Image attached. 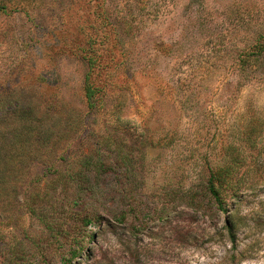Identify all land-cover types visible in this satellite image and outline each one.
<instances>
[{"label":"rangeland","instance_id":"374dc122","mask_svg":"<svg viewBox=\"0 0 264 264\" xmlns=\"http://www.w3.org/2000/svg\"><path fill=\"white\" fill-rule=\"evenodd\" d=\"M256 33L264 42V0H0V101L53 98V133L57 114L74 119L0 184V264H264V63L249 77L243 55ZM245 122L256 136L229 238L223 214L185 197ZM83 155L100 167L81 168ZM59 172L76 198L55 189L48 229L24 200Z\"/></svg>","mask_w":264,"mask_h":264},{"label":"trees","instance_id":"16d2710c","mask_svg":"<svg viewBox=\"0 0 264 264\" xmlns=\"http://www.w3.org/2000/svg\"><path fill=\"white\" fill-rule=\"evenodd\" d=\"M262 35V33H256V39L248 45L243 53L245 57L244 63L246 65L245 74L249 77L253 75L258 66L264 63V42L260 40ZM82 89L85 106L90 107L93 102V95L91 92L92 89L87 81L86 73L83 77ZM40 105H42V108L33 110L26 99H19L17 97L0 101L1 188L4 185L13 187L14 184H17L16 182L23 175L24 165L32 159V156H35V154H45L55 142L69 137V130H71V124L74 120L71 118L72 116L63 114V117H60L57 114L56 118L59 120L62 118L63 125L66 128L63 131H58V133H53L48 122L54 118L56 113L61 112L55 109L58 104L56 100L49 98L44 100ZM78 120H82L81 117H78ZM232 135L233 137L230 140L219 141L220 144L217 149L214 164L208 167L207 175L200 182L197 191H193V193L185 197L186 206L200 208L206 204V208L216 218H219L220 214H223L222 228L228 234L229 238H232L233 225L231 214L228 211V203L238 199L246 189L245 184L247 179L243 173L245 163L243 149L246 145L253 147V141L256 136L255 127L253 125L248 126L247 122H245L237 131L234 129ZM90 158V155L79 156L80 167L83 169H90L91 166L99 168L100 164L91 163ZM61 159V170L62 172H67L70 168L69 156H62ZM254 166L255 170H258L261 162H256ZM241 167H243V170L237 175ZM32 178H30V182L33 181ZM69 179L71 177H65L63 173L59 172V175L48 178V189L46 188L41 193L38 191H29L25 197L26 209L31 214H35L48 229H50V225L46 222L48 220V214L54 213L56 206L52 201L55 189L59 187L61 196L63 199H66L64 201L68 203L75 201L76 195L72 193L68 194L67 184ZM114 217L123 219L121 214H115ZM81 221L83 224L90 222L85 216H82ZM59 235H61L60 232ZM84 235L85 233H82V237L74 241L73 247L68 252L69 257L73 256L77 249L81 248ZM43 264L50 263L45 260Z\"/></svg>","mask_w":264,"mask_h":264}]
</instances>
